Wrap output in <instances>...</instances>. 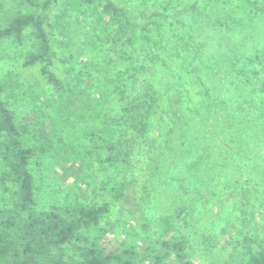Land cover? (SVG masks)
Masks as SVG:
<instances>
[{"label": "trees", "instance_id": "16d2710c", "mask_svg": "<svg viewBox=\"0 0 264 264\" xmlns=\"http://www.w3.org/2000/svg\"><path fill=\"white\" fill-rule=\"evenodd\" d=\"M224 1L222 6L239 0ZM58 2L45 0L43 7ZM217 2L209 0L203 11L192 4L173 16L167 6L150 11L134 8L129 0H75L73 15L84 21L76 25L84 41L78 44L66 35L55 48V35L48 34L50 25L41 14L13 16L0 28V51L8 41L21 45L28 33L34 50L24 66L41 64L40 75L52 91H86L97 101L119 104L120 115L107 123L123 127L125 139H102L100 146L103 165L119 171L104 188L110 199L122 200L131 182L142 172L141 177L147 175L141 166L151 152L149 139L153 146L165 138L161 152L181 150L197 172L246 174L249 167H238L235 158L245 164L264 161L252 150H264V50L250 51L240 11L227 14L226 7L216 9ZM88 13H97L96 22ZM163 18L175 21L167 33L159 22ZM226 18L232 22H221ZM89 23L93 28H86ZM235 33L243 41H236ZM60 48L67 51L64 59L58 58ZM57 62L66 66L63 75ZM53 138L52 120L39 111H28L15 123L0 83V264H164L172 256L177 264H192L188 238L171 216L143 218L136 229L125 220L104 226L108 201L34 212L30 161L40 158ZM185 143L189 148L182 149ZM13 187L16 191L5 199ZM78 237L84 246L75 261L64 247ZM237 254L240 264H264V239L244 236Z\"/></svg>", "mask_w": 264, "mask_h": 264}, {"label": "rangeland", "instance_id": "374dc122", "mask_svg": "<svg viewBox=\"0 0 264 264\" xmlns=\"http://www.w3.org/2000/svg\"><path fill=\"white\" fill-rule=\"evenodd\" d=\"M44 1L0 0V28L13 16L41 14L50 25L48 34L55 35L54 48L57 39L66 40L68 35L81 44L85 36L83 30L77 28L84 25V21L81 16L77 19L78 15H73L77 8L75 0H59L46 9ZM222 2L228 1L218 0L214 5L217 10L224 11L223 7H226L227 14L240 11L238 17L243 22V37L250 51L264 50V0H239L226 6H222ZM129 3L134 8L150 11H162L167 6V13L174 16L182 9L188 10L192 4H198L203 11L209 0H129ZM88 14L89 21L96 22L97 13L95 17ZM159 22L167 33L170 23L175 21L163 18ZM185 22L192 24L187 19ZM221 22L232 21L226 18ZM88 25L86 28L91 29L94 24ZM234 37L236 41H243L236 33ZM60 49H56L58 58L64 59L68 56L67 51ZM33 50L28 33L21 45L8 41L0 51V83L3 101L12 111L16 124L28 111H39L53 122L54 138L50 146L40 158L33 157L30 161L36 178L34 212L52 207L73 210L108 201L110 208L103 225H116L125 220L136 229L143 218L171 216L180 232L188 238L187 252L192 264H240L237 250L243 237L257 235L264 239V161L260 159H254L252 164L234 159L238 167H249L246 174L219 170L208 174L203 173V169L198 172L193 169L190 159L180 155L181 150L161 152L165 150L161 146L165 138H159V144L153 146L149 139L151 152L141 166L143 171L147 170V175L141 177L142 172L134 179L122 200L110 199L104 188H109L110 178H119V171L103 165L105 154L100 146L102 139L118 136L125 139L123 127L114 122L107 123L120 115L119 104L112 99L97 101L86 91L76 90L69 94L52 91L40 75L41 64L24 66L27 54ZM62 66L57 62L61 75L66 67ZM92 84L90 81L89 86ZM183 145L182 149L189 148L188 144ZM259 147H252L253 154L264 156V150ZM233 187L240 189L239 192L231 193ZM16 189L13 187L6 193L5 199L11 198ZM180 207L183 210L178 219L176 212ZM78 238L64 247L67 257L75 261L84 246L81 237ZM164 264L177 262L172 256Z\"/></svg>", "mask_w": 264, "mask_h": 264}]
</instances>
